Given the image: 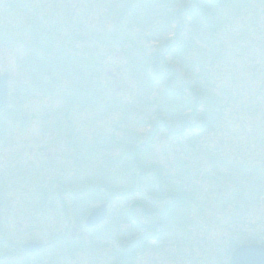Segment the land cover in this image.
Segmentation results:
<instances>
[{
    "label": "rangeland",
    "instance_id": "374dc122",
    "mask_svg": "<svg viewBox=\"0 0 264 264\" xmlns=\"http://www.w3.org/2000/svg\"><path fill=\"white\" fill-rule=\"evenodd\" d=\"M250 1L240 15L231 12L220 32V57L203 58L209 47L195 38L199 50L182 55L189 65L180 50L163 51L175 27L168 0H0V48L9 52L12 81L0 136L15 142L11 168H26L22 178L12 172L22 180L15 189L6 191L10 182L0 186L1 264H108L117 239L131 234L127 199L109 200V217L96 228H86L83 215L106 200L105 186L134 183H115L123 178L118 164L108 175L98 166L122 161V143L135 133L152 138L143 148L144 163H155L174 193L186 196L169 205L167 218L154 221L163 222L165 244H139L129 253L132 264H173L166 252L180 247L186 255L178 264H221L228 242L264 239V0ZM141 49L163 51L160 63L171 66L168 76L174 74L172 87L179 92L185 82L202 86L198 75L205 69L210 95H201L194 110L187 92L168 96L138 59ZM181 74L183 80L175 77ZM160 110L168 126L160 123L152 137L151 121ZM204 110L205 131L190 132L173 119L179 112L202 126L197 119ZM23 143L36 150V163L28 151L15 155ZM64 228L76 230L63 238L71 243L68 251L65 242L49 245ZM31 238L47 247L24 254L21 244Z\"/></svg>",
    "mask_w": 264,
    "mask_h": 264
},
{
    "label": "trees",
    "instance_id": "16d2710c",
    "mask_svg": "<svg viewBox=\"0 0 264 264\" xmlns=\"http://www.w3.org/2000/svg\"><path fill=\"white\" fill-rule=\"evenodd\" d=\"M170 2L172 9L171 14L169 16V20L171 25L175 24V27L172 28L174 31V35L172 37H168L163 44V51L165 50L167 53L175 54L178 50H180V55L184 59V63L190 62L187 61L185 57L182 55L186 54L189 49L199 50L197 46L192 43V40L201 39L205 45L209 48L205 51L202 50L203 58L209 57L213 59L216 57H220L218 53L215 51L216 41L221 34V31H226L225 27L230 23V14L232 11H242L247 9V7L251 6L250 0H168ZM167 3V4H168ZM242 12H238L235 15H240ZM225 19L228 21L226 23ZM173 27V26H172ZM194 30L195 33L191 31ZM190 31L189 35H185L186 32ZM199 37V38H198ZM150 40V38H148ZM192 43V44H191ZM163 51H156L154 54L145 53L143 54V49H141V55L138 59L141 58L142 62H144L145 71L149 72L150 77H152V81L156 82L160 85L166 86L167 95H179L178 93L187 92L189 107L190 109H196L198 103L200 102L201 95H210V91L207 89V76L205 75V69H203V73L198 76L203 81V85L199 88L195 85V87L187 82L184 83V86L179 88L180 92L172 87L171 80L172 76H168V72H171V66L164 64L162 65L160 62L166 56L163 55ZM205 54V55H204ZM215 54V55H214ZM68 58H70L68 56ZM137 59V60H138ZM136 60V61H137ZM182 62V59H181ZM180 63V62H179ZM178 79L183 80V75L177 76ZM197 77V76H196ZM190 82H196L193 79L189 80ZM200 82L197 81V84ZM209 94V95H208ZM208 104L213 105V102L210 100ZM179 112L173 115V119L177 118V122L183 123V126H180L183 129H188L190 132L195 131H205L206 125L209 120V114L205 112H201L199 118L202 123V126L195 124L193 121L189 120V118H180ZM162 124L163 127L168 126V121L166 115L163 111H156L155 118L151 121L152 124V137L155 136L156 132L160 129L159 124ZM141 135L135 133L132 136L131 141L123 142V155L122 161L121 158L117 160H111L107 167L100 165L98 166V172L103 174L104 172L108 175L111 170L118 164L117 172L118 175L123 177L118 182H115L117 185H122V183H126L129 181L134 182L128 188H120L114 189L111 186H106L104 188L107 189L108 197L106 200L118 199L122 201L123 198L127 199V205L129 208V213L131 223V231L129 235L121 236L122 240H132L136 237L139 239L148 238L147 233H156L158 227H156L155 222L157 218L161 216H166L170 213L171 203L176 201L179 198H183L186 196L185 193L180 191V195H178V189L174 193V184L165 179V174H162V171L159 170L156 164L146 165L143 161L144 147L148 142L152 140H142ZM143 137V136H142ZM119 142V141H118ZM110 156H116L110 155ZM109 156V157H110ZM115 157H111L114 159ZM135 162L134 165H130V163ZM158 169V170H157ZM128 177H131L129 180ZM135 180H134V179ZM95 182H92L94 185ZM103 188V189H104ZM106 194V190L104 191ZM169 205L171 207H169ZM143 221L147 224H143ZM143 225H147L144 227ZM156 235H154L155 237ZM133 237V238H132Z\"/></svg>",
    "mask_w": 264,
    "mask_h": 264
},
{
    "label": "flooded vegetation",
    "instance_id": "af4514ba",
    "mask_svg": "<svg viewBox=\"0 0 264 264\" xmlns=\"http://www.w3.org/2000/svg\"><path fill=\"white\" fill-rule=\"evenodd\" d=\"M8 55H9V52L5 48L1 47L0 48V68H2L3 71H0V75L1 74H5V73H9L7 71V67H8L7 58H8ZM10 78H11V76H10ZM8 109H6V110L4 109V110L0 111V118L2 116H4L5 114H7L6 111ZM22 117H24V116H21V118ZM24 123H26V122H24ZM24 130H27V128H22V131H24ZM52 133L53 132H51V134ZM14 143H12L11 139H9L6 136V133L3 136L2 135L0 136V172H1V174H0V177H1L0 178V186L3 187V190H4V188L7 185V183L10 182V186L6 190L8 193H9L10 189L13 190V189L16 188V183L22 181L20 178L12 175V172H14L15 175L20 176L22 178L23 175L25 174V171H26V168L23 165H17V166H13V168H11V165H10V163H11V158L10 157L12 155L11 147L15 146ZM27 148H28L27 145L25 143H23L22 147H19L18 149H16L15 150L16 152H14V153H15V155L24 154L25 151H28ZM70 149L73 150V148H70ZM35 151L36 150L34 149L33 146L29 148L27 156H30V160H31V157L34 156ZM39 151L40 150H38L37 152H39ZM51 156H52L51 154H48L49 158H52ZM67 156H69V154H67L65 157H67ZM31 162L33 164L36 163V162H33L32 160H31ZM11 178H15V180H13ZM3 190L0 189V192L3 191ZM67 226H68V224H67ZM143 226L147 227V225L146 226L143 225ZM157 227H158L157 232L156 233L148 232L147 233L148 238H146L144 240L139 239L138 237H136V238H134L132 240L117 239L118 243L115 246V250H116L115 254H114V256L112 257L111 261L108 264H130L131 262H130L129 259H132L133 257L132 258L129 257V255H130L129 253L132 252L133 250H135L138 247L139 244H142L143 246H145V244H149L150 242H158V243L166 242L167 238H166V236L164 234L162 223L161 222L158 223ZM74 229L75 228H73V232H70L68 229H65V230H63L61 236L59 235V233L54 235V236H52V238H51V240L49 242V245L52 246L55 243H57V244L60 243L61 244L62 242H65L66 246H68L67 247V251H68L69 245L71 243H70V241H67V239H63V238L66 237V236L73 238L74 237V232L76 231V230L74 231ZM154 235H156L157 238H155ZM246 235H248V232H246ZM32 241H37V240L31 238V239L27 240L26 242H32ZM1 242H2V240H0V243ZM26 242L22 243L20 248L22 249L21 251H23V253L28 255V256L35 255V254L41 252V250H43L44 248L47 247L46 245L43 244L40 247V249L38 250L39 252H37V251L36 252H30V251L24 250V248H23V246H24V244ZM143 242H145V243H143ZM8 243H9V245H12V241H10V242L8 241ZM234 243H237V242L232 240V243L228 242L224 246V247H227L228 249L227 250H225V249L223 250L221 264H230V258H231L232 254L234 252L235 247L238 245V244L237 245H233ZM255 243L264 245V239L263 240L258 239V241H255ZM183 248L184 247H180V251L178 253H176V254L171 253V252H166L167 253L166 255L168 257H171L175 261L173 264H178L176 259H178L180 257V255L181 256H183V255L185 256L186 255V254H184V251L182 250ZM149 251H151V250H149ZM149 255L152 258V253L151 252H149L148 256ZM189 256L191 257V255H189ZM128 257H129V259H128ZM167 259L168 258L165 257V260H167ZM26 262H23V263H26ZM27 263H30V262H27ZM149 264H158V262H157V260H151Z\"/></svg>",
    "mask_w": 264,
    "mask_h": 264
},
{
    "label": "water",
    "instance_id": "95a60500",
    "mask_svg": "<svg viewBox=\"0 0 264 264\" xmlns=\"http://www.w3.org/2000/svg\"><path fill=\"white\" fill-rule=\"evenodd\" d=\"M11 83L8 74L0 75V110L8 106L10 101ZM107 216V206L97 207L87 220L88 226H96ZM28 251L40 248L38 243H29L24 246ZM264 247L258 245H244L239 247L232 259V264H264Z\"/></svg>",
    "mask_w": 264,
    "mask_h": 264
}]
</instances>
